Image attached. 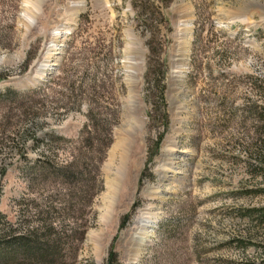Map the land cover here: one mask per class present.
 Segmentation results:
<instances>
[{"label":"rangeland","instance_id":"1","mask_svg":"<svg viewBox=\"0 0 264 264\" xmlns=\"http://www.w3.org/2000/svg\"><path fill=\"white\" fill-rule=\"evenodd\" d=\"M4 69L0 243L57 248L26 264H264V0H0Z\"/></svg>","mask_w":264,"mask_h":264},{"label":"trees","instance_id":"2","mask_svg":"<svg viewBox=\"0 0 264 264\" xmlns=\"http://www.w3.org/2000/svg\"><path fill=\"white\" fill-rule=\"evenodd\" d=\"M10 70H0V81L6 79L10 75ZM35 91V90H34ZM17 95L19 91H0V98L9 96V94ZM162 93V92H161ZM256 115L261 120H264V111L256 112ZM162 139V138H161ZM262 149H258L256 152L257 164L260 168H264V135L260 137ZM253 166V165H251ZM3 169V172H5ZM261 192L264 191V188H261ZM249 220L258 221L259 224H264V206L251 208L246 214ZM0 218H4V214L0 211ZM128 216L124 218V221L121 227H124L128 221ZM30 229L23 234H13L3 243H0V264H26V259L30 261L35 260H46L52 257L56 251L54 246L55 241L49 240L48 242H43L40 237L35 236ZM108 264H121L118 260V253L115 251L113 246L109 251Z\"/></svg>","mask_w":264,"mask_h":264},{"label":"bare ground","instance_id":"3","mask_svg":"<svg viewBox=\"0 0 264 264\" xmlns=\"http://www.w3.org/2000/svg\"><path fill=\"white\" fill-rule=\"evenodd\" d=\"M77 9V8H76ZM187 44H188V42H187V40H184V38H183V40H182V42L181 43H179V45L177 46V48H176V51H177V54H176V58H177V63H178V61H182V60H184V58L183 57H185L186 55H187V52H188V48H187ZM42 72V71H41ZM41 72L39 73V75H41ZM120 147V144H118L116 147H115V149H114V152H116L117 151V149ZM166 149H165V151L167 152V151H169L170 150V147H171V143H170V141L168 140L166 143H165V146H164ZM128 156H127V154L125 153H123L122 154V160H121V164H120V169L119 170H123V178H124V180H126V181H129V182H132L133 181V178H132V168H134V167H136V165H138V161H134V163H132V166H131V169H130V167H128ZM174 160H175V158L174 157H172V156H165V159H164V161H165V165H169L170 166V163H171V165H172V163L174 162ZM131 162V161H130ZM120 171V172H121ZM134 176V175H133ZM128 183V182H127ZM122 184H123V181H121L120 183L118 182V184H116V186H115V188H117V190L119 191L120 190V188H121V186H122ZM126 184V183H125ZM126 186V185H125ZM128 186V185H127ZM116 190V189H115ZM117 191V192H118ZM145 192L146 193H148V194H151L152 192L150 191V190H148V189H146L145 190ZM118 194V193H117ZM128 193H124V196L123 197H129L128 195H127ZM155 194V193H154ZM157 194V193H156ZM118 209V208H117ZM113 210V209H112ZM114 210H115V207H114ZM112 213V212H111ZM111 219H113V218H111ZM112 221V220H111ZM100 245V243L98 244V246Z\"/></svg>","mask_w":264,"mask_h":264},{"label":"water","instance_id":"4","mask_svg":"<svg viewBox=\"0 0 264 264\" xmlns=\"http://www.w3.org/2000/svg\"><path fill=\"white\" fill-rule=\"evenodd\" d=\"M44 65L45 64H39L38 68L30 72L24 79L19 82V84L22 85V87L28 88L30 85H35L44 81V79L50 74V71L48 70L45 72L46 75L44 77H41L39 75Z\"/></svg>","mask_w":264,"mask_h":264}]
</instances>
